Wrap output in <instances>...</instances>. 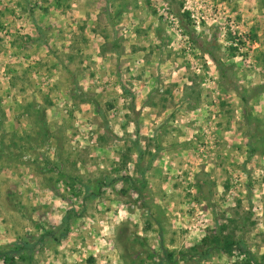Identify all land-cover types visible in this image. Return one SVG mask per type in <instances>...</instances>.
<instances>
[{
    "label": "rangeland",
    "instance_id": "374dc122",
    "mask_svg": "<svg viewBox=\"0 0 264 264\" xmlns=\"http://www.w3.org/2000/svg\"><path fill=\"white\" fill-rule=\"evenodd\" d=\"M68 210L0 264H264V0H0V247Z\"/></svg>",
    "mask_w": 264,
    "mask_h": 264
},
{
    "label": "trees",
    "instance_id": "16d2710c",
    "mask_svg": "<svg viewBox=\"0 0 264 264\" xmlns=\"http://www.w3.org/2000/svg\"><path fill=\"white\" fill-rule=\"evenodd\" d=\"M210 56L212 60L217 64L218 60L214 59L212 55ZM68 212L69 210L62 217L61 224L63 225V227L57 235H55V232L53 230H44L42 234L33 237L32 241H26L23 237H19L15 241H13L10 244V246L0 247V261L3 263L10 262L14 259L15 256H19L21 252L30 254L36 247H39L41 245V241H43L45 237H50L54 241L64 238L66 234L67 226H68L67 224V219H68L67 213ZM207 240H210V239H208L206 236L202 237L201 239L202 243H209L207 242ZM213 246H216V245H213ZM220 246H221L220 248L224 249L225 251L228 250L229 248V246L228 247H225L222 245ZM211 247L212 246H209L207 248H211ZM192 249H194V247H192ZM239 249L245 250L244 251L245 253L248 252L246 251L244 247H239ZM206 251L207 250H205L204 252L207 253ZM178 256L179 255L172 254L170 251L163 249L161 256L159 257L158 261L155 264H171L176 260ZM253 264H261V263H257L254 261Z\"/></svg>",
    "mask_w": 264,
    "mask_h": 264
}]
</instances>
